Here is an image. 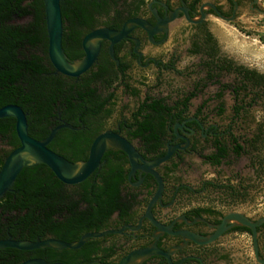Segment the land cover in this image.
I'll use <instances>...</instances> for the list:
<instances>
[{"label": "flooded vegetation", "instance_id": "obj_1", "mask_svg": "<svg viewBox=\"0 0 264 264\" xmlns=\"http://www.w3.org/2000/svg\"><path fill=\"white\" fill-rule=\"evenodd\" d=\"M79 1L89 9H79L76 13L87 15V21L76 26L69 25V21L63 16V48L70 62L77 63L86 57L84 40L95 30L106 28L120 32L126 28L127 34L116 42L111 38L90 39L89 47L99 46L97 59L86 72L77 77L57 71L49 56L48 36L46 58L47 64L50 63L52 68L49 73L63 74L73 83H81L95 72H101L102 78L99 81L112 82L108 89L101 90L103 98L106 99L101 116H87L90 125L82 121V113H78L79 124H74L63 117V112L58 111V116L53 117V120L60 121V124L52 125L51 128L69 124L70 126L59 130H63L65 137L70 134L67 130H72L73 135L82 132L87 139L92 134V128L100 124L102 129L95 134L94 139L104 131L117 132L130 140L148 161L162 157L159 153L165 152L166 155L172 150V156L156 168L163 178L164 189L162 196L153 205L152 212L159 221L171 225L173 230L188 229L209 236L217 230V226L230 212H241L252 220L264 217L262 215L253 219L245 212L226 211L223 207L209 202H191L180 211L175 209L183 197L189 200L187 196L222 185L234 186L236 192H239L233 199H244L253 186L251 178L264 172V154L260 145L264 140V129L259 128L251 136L235 131L236 125L243 120V113L264 95L258 97V88L242 89V77L235 68L244 66L260 74H264V71L229 53L226 48L229 38L215 25L218 21H226L249 35L252 29L245 27L243 20L255 14L264 17L263 0ZM62 4L65 5L66 11H71L72 4L69 0H61ZM260 40L264 42L263 34L260 35ZM230 62L233 69L221 68ZM175 79L183 83L173 85L171 82ZM227 97L233 102L230 106H227ZM108 110L111 111L107 113ZM227 119L229 122L225 123ZM147 120L149 122L146 123ZM0 143L8 147L6 153L0 148V159H5L13 147L2 139ZM238 144L243 146L239 153L235 148ZM148 145H157L158 151L148 152ZM217 145L229 147L228 156L223 158L220 165L208 162L205 158V155L217 150ZM208 147L210 151H206ZM193 154H197L216 169L226 164L230 158L249 156L254 175L248 177L239 170L221 182L216 179L200 180V186L197 187L180 177L181 165ZM110 158L123 165L126 173L124 190L139 193L141 203L136 207V223L132 224L138 226L149 202L157 192L158 180L154 174L142 169H137L131 174V162L126 152L111 154ZM138 161L142 163L140 159ZM129 224L122 225L121 228H126L122 233H117L118 244L127 253L156 241L159 232L149 218L145 217L136 230L127 227ZM239 226L244 225L236 224L208 244H198L182 235L161 233L158 245L173 251V262L161 255H153L152 260L158 264L227 263L231 260V255L221 246V239L231 232H246L252 236V231L235 229ZM258 231L260 256L264 258L261 246L264 222L258 226ZM255 259L264 264L259 262L256 256Z\"/></svg>", "mask_w": 264, "mask_h": 264}, {"label": "trees", "instance_id": "obj_2", "mask_svg": "<svg viewBox=\"0 0 264 264\" xmlns=\"http://www.w3.org/2000/svg\"><path fill=\"white\" fill-rule=\"evenodd\" d=\"M69 1L71 11H66L65 5H61L69 25L76 26L87 21V15L76 12L89 7L81 5L79 0ZM47 54L44 0H0V107L10 103L21 105L27 113L29 133L37 139L47 138L51 126L60 124V121L53 120L58 111L74 124H79L78 113H82V121L90 125L87 116L93 114L100 117L106 105L101 90L112 85V82L99 81L101 72H95L81 83H73L63 74L49 73L52 68L50 63L47 64ZM221 68L231 70L234 67L230 62ZM235 69L242 77V89L258 88V97L264 95V74L244 66ZM101 129L100 124L95 125L87 139L82 132L73 135L72 130H67L69 138L65 137L61 130L49 147L71 161L87 160L94 136ZM0 139L13 148L20 145L14 116L0 118ZM158 148L157 145L146 146L148 152H156ZM235 148L239 153L243 146L238 144ZM123 152L122 149L107 150L101 168L78 184L61 181L44 163L24 167L11 189L0 198V238L35 241L54 236L77 241L87 232L120 229L124 224H135L136 207L141 203L139 193L124 190L126 173L123 165L110 158L111 154ZM164 153H159V156ZM228 153L227 145H217V150L205 155V158L220 165ZM3 163L4 158L0 159V169ZM216 188L225 190L231 197L239 195L234 186ZM235 229L251 232L247 226ZM118 239L117 233L90 238L78 249L43 247L21 250L6 247L0 249V264H20L34 257L52 263L117 264L127 253L118 244ZM152 259L150 256L140 264H158Z\"/></svg>", "mask_w": 264, "mask_h": 264}, {"label": "water", "instance_id": "obj_3", "mask_svg": "<svg viewBox=\"0 0 264 264\" xmlns=\"http://www.w3.org/2000/svg\"><path fill=\"white\" fill-rule=\"evenodd\" d=\"M45 2V16L47 23V31L49 36V56L56 67L57 71L70 76H80L86 72L95 62L98 55L99 46H88L90 39L95 37L111 38L113 42L120 40L127 34V29L124 28L120 32H114L106 28L98 29L91 32L84 40V47L86 50V57L77 63H72L68 60L63 48V31L64 20L61 7V0H44ZM137 22L144 24L140 20ZM116 34L112 36L111 34ZM14 116L16 118V132L20 140V145L13 148L5 157L3 166L0 169V198L11 189L17 176L26 166H34L36 164L44 163L50 167L55 175L67 184H78L85 181L93 173L103 165V157L110 148H119L126 152L131 162V174H134L137 169L152 173L156 176L159 187L157 192L149 202L146 213L141 219L140 224H129L127 227L132 230L138 229L145 217L149 218L151 222L157 227L156 241L151 245L134 248L120 258L117 264H140L143 260L153 255H161L166 257L171 263L172 250H165L158 245V239L161 233L168 232L174 235H182L187 240H193L198 244H208L217 240L224 232L236 224L247 226L252 231L253 245L255 256L259 262L264 263V258L260 256L259 231L258 226L264 222V217L258 220H252L241 212H230L224 220L217 226V230L209 235H201L188 229L173 230L171 225H166L159 221L152 212V207L162 196L164 189V181L161 174L156 168L165 163L173 154L169 150L166 155L155 160L148 161L139 152L137 147L127 138L121 134L108 130L99 134L93 141L90 153L87 160L71 161L62 154L56 152L49 147V144L54 139L57 132L69 124H62L53 128L49 136L45 139H37L29 133V123L27 113L19 104L10 103L0 107V118ZM141 160L140 163L138 160ZM82 163V166L78 165ZM232 223L229 224V222ZM237 222V223H236ZM126 227L120 229L108 228L103 231H91L83 234L81 239L77 241H66L54 236L46 238H39L35 241L22 240L13 237L0 238V249L6 247L17 248L21 250H35L43 247H54L58 249L81 248L90 238H101L108 234L122 233ZM20 264H64L61 262H49L41 257L29 258ZM92 264V263H88Z\"/></svg>", "mask_w": 264, "mask_h": 264}, {"label": "rangeland", "instance_id": "obj_4", "mask_svg": "<svg viewBox=\"0 0 264 264\" xmlns=\"http://www.w3.org/2000/svg\"><path fill=\"white\" fill-rule=\"evenodd\" d=\"M243 21L242 24L245 27L252 29L249 35L240 31L234 24L226 21H218L215 25L223 30L225 37L229 38L226 41V48L229 53L241 57L243 61L264 71V42L260 40V35H264V17L255 14L245 18ZM230 39L233 41H231L232 43ZM226 79L228 81L229 77ZM171 83L180 85L183 81L175 79ZM232 103L230 97H227V106ZM242 118L243 120H240L236 125L235 131L237 133H248L251 136L259 128L264 129V97L258 99L248 111L243 113ZM227 122H229V119L225 120V123ZM262 143L260 145H262L261 148H263L264 154V140H262ZM0 148L3 153H6L8 149L5 144L1 145V143ZM210 150L208 147L206 151ZM248 158L249 156H244L240 159L230 158L226 164L216 169L207 164L197 154H193L188 156L181 165L180 177L183 181L192 183L197 187L200 186V180L216 179V181L221 182L227 176L239 172V170L250 177L254 175V169ZM251 179L253 180V186L250 188L248 196L244 199H233L225 190L211 187L203 193L187 196L190 198L189 200L183 197L175 209L180 211L187 206V203L191 202L201 204L209 202L210 204L223 207L226 211L237 210L245 212L253 219H256L264 215V172L260 176L254 175ZM221 243V246L225 247L223 249L231 255V260L227 263L216 262L213 264H260L255 259L253 240L249 233L231 232L221 239ZM261 246L264 252V234L261 235Z\"/></svg>", "mask_w": 264, "mask_h": 264}, {"label": "bare ground", "instance_id": "obj_5", "mask_svg": "<svg viewBox=\"0 0 264 264\" xmlns=\"http://www.w3.org/2000/svg\"><path fill=\"white\" fill-rule=\"evenodd\" d=\"M95 42H96V41H95ZM78 166L81 167V166H82V163H80Z\"/></svg>", "mask_w": 264, "mask_h": 264}]
</instances>
